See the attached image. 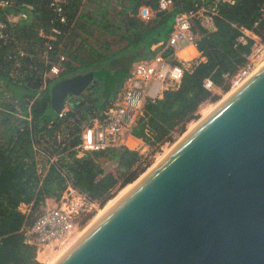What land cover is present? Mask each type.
Listing matches in <instances>:
<instances>
[{"label": "trees", "instance_id": "trees-1", "mask_svg": "<svg viewBox=\"0 0 264 264\" xmlns=\"http://www.w3.org/2000/svg\"><path fill=\"white\" fill-rule=\"evenodd\" d=\"M11 1L0 8L8 34L0 39V106L7 110L0 132V264H41L37 246L26 242L23 229L43 212L48 199L59 200L72 185L104 207L146 170L141 152L125 145L78 157L83 127L104 116L133 63L152 57V45L169 38L177 13L215 1L174 0L169 10H159V0H64V22L50 0ZM142 6L152 8L154 17L142 19ZM217 9L214 30L194 22L198 50L206 60L186 71L178 89L147 102L132 131L146 144L175 139L176 131L184 132L198 118L205 101L218 99L205 87L207 78L216 87L231 88L225 75L233 76L247 62L255 42L250 36L246 44L239 42L243 28L264 41V0L219 2ZM61 56L60 75L46 79ZM89 71L95 73V85L75 97L63 116L57 114L50 104L52 86ZM108 153L117 159L116 173L100 162ZM22 204L31 205L29 214L21 211Z\"/></svg>", "mask_w": 264, "mask_h": 264}, {"label": "water", "instance_id": "water-1", "mask_svg": "<svg viewBox=\"0 0 264 264\" xmlns=\"http://www.w3.org/2000/svg\"><path fill=\"white\" fill-rule=\"evenodd\" d=\"M95 83L58 80L51 108ZM52 264H264V62Z\"/></svg>", "mask_w": 264, "mask_h": 264}, {"label": "built area", "instance_id": "built-area-1", "mask_svg": "<svg viewBox=\"0 0 264 264\" xmlns=\"http://www.w3.org/2000/svg\"><path fill=\"white\" fill-rule=\"evenodd\" d=\"M214 1L215 3L210 7L197 6L177 13L169 38L155 43L156 53L150 58H141L133 63L123 87L104 112V116L94 117L91 123L83 127L81 142L75 148L78 157L95 151L127 146L129 137L133 135V129L145 115L147 102H155L162 99L167 91L178 89L186 71H191L196 64L206 60L199 51L198 58L184 61L180 59L179 51L186 46L198 49L200 35L194 29L195 20H200L203 26L214 30L215 15L218 13L217 4L235 2V0ZM11 4V0H0V8ZM63 4L64 0H50L54 12L64 22L66 17L63 14ZM173 5L174 0H159V10H169ZM139 15L142 19L148 20L154 17L155 11L149 6H142ZM6 28L7 22L0 19V39L8 37ZM53 30L59 32L56 28ZM243 33L239 37V42L246 44L247 36L253 37L255 42L250 54L247 55V62L233 76L225 75L230 80L232 90L240 86L264 62V42L249 29L243 28ZM18 54L24 56L25 50L20 49ZM63 60L65 56H61L59 62L51 65L45 74L46 79H54L60 75ZM205 87L213 92L217 88L211 78L205 80ZM66 111L67 107L59 115L63 116ZM146 132H149L148 129ZM140 140L143 148L137 149L145 151L147 144L142 138ZM99 207V202L92 200L76 187L68 185L59 200L54 204L46 202L43 212L31 225L24 227L26 242L37 246L38 255L54 243L66 249L81 232L82 220ZM20 209L24 214H29L31 205L22 204Z\"/></svg>", "mask_w": 264, "mask_h": 264}, {"label": "rangeland", "instance_id": "rangeland-1", "mask_svg": "<svg viewBox=\"0 0 264 264\" xmlns=\"http://www.w3.org/2000/svg\"><path fill=\"white\" fill-rule=\"evenodd\" d=\"M231 92H232L231 88L226 91L221 87H217L216 90L214 91V93L216 95H218V99L205 101L199 108L198 118L191 120L187 124L184 132L179 133L178 131H176L174 133L175 139L167 141V142L160 144V145H148L147 144L146 150L140 151L142 154V159H143L142 164H143V166H146V170L139 177H141L148 169H150L156 162H158L186 133H188L191 129H193L196 126V124L198 123L199 120H201L206 115H208ZM2 130H3V126L0 125V132H2ZM127 146L130 147L131 149H137L139 147L143 148V147H141L142 143H137V141L134 140L133 138H131L128 141ZM100 162L106 171H112V172L116 173L117 159L111 153H108L105 156H103L100 159ZM131 186H133V182L126 185L124 188L117 190L115 196L112 199L116 200L118 197H121L128 190V188H130ZM111 200H109L104 207H99L98 210H95L92 214L86 216L82 220L81 232L79 233L77 238L79 236H81L100 216H102L105 213L107 207H109L110 203L112 202ZM53 203H55V202H52L51 204H53ZM68 246H67V248H68ZM64 248H60L56 245V243H54V244L48 246L45 249V251L40 252V254L38 255V259L41 262V264H52L63 253V251L67 249V248L66 249H64Z\"/></svg>", "mask_w": 264, "mask_h": 264}, {"label": "crops", "instance_id": "crops-1", "mask_svg": "<svg viewBox=\"0 0 264 264\" xmlns=\"http://www.w3.org/2000/svg\"><path fill=\"white\" fill-rule=\"evenodd\" d=\"M151 48H152V50H155V49H156V48H155V44H153ZM199 55H200L199 50H198L197 48L193 47V46H186L185 48H183L182 50L179 51L180 59H181V60H184V61H191V60H194V59L198 58ZM130 69H131V68H130ZM129 72H130V70H129ZM126 78H127V77H126ZM125 80H126V79H125ZM124 82H125V81H124ZM124 82H123L122 86L120 87V89L123 87ZM120 89H119V90H120ZM68 105H69V104H68ZM68 105H67V106H68ZM131 138H133L134 140H136L137 143H140V142H141L140 138H137V137L134 136V135H131V136L129 137L128 141H129ZM47 202H48L49 204H51L52 202H56V200L50 198V199L47 200ZM53 204H54V203H53Z\"/></svg>", "mask_w": 264, "mask_h": 264}, {"label": "flooded vegetation", "instance_id": "flooded-vegetation-1", "mask_svg": "<svg viewBox=\"0 0 264 264\" xmlns=\"http://www.w3.org/2000/svg\"><path fill=\"white\" fill-rule=\"evenodd\" d=\"M2 98H3V96L0 95V101L2 100ZM6 114H7V110L4 107L0 106V125L1 126H3L5 123ZM0 137H1V135H0Z\"/></svg>", "mask_w": 264, "mask_h": 264}, {"label": "bare ground", "instance_id": "bare-ground-1", "mask_svg": "<svg viewBox=\"0 0 264 264\" xmlns=\"http://www.w3.org/2000/svg\"><path fill=\"white\" fill-rule=\"evenodd\" d=\"M186 134H187V133H186ZM131 187H132V186H131ZM131 187H130V188H131ZM128 190H129V188H128ZM119 198H120V197H118L116 200H113V199H112V200H111L112 202H111V201H110L111 203L109 202V203H110L109 207L106 206V207H107V209L105 208L106 211H107V210H108V209H109V208H110V207H111V206H112V205H113V204H114ZM109 203H108V204H109ZM105 209H104V210H105ZM106 211H105V212H106ZM102 212H103V211H102Z\"/></svg>", "mask_w": 264, "mask_h": 264}]
</instances>
